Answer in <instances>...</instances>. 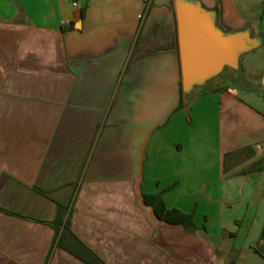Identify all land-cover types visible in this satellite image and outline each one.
<instances>
[{
  "label": "crops",
  "instance_id": "0c3cea01",
  "mask_svg": "<svg viewBox=\"0 0 264 264\" xmlns=\"http://www.w3.org/2000/svg\"><path fill=\"white\" fill-rule=\"evenodd\" d=\"M199 1L240 85L183 90L175 0H0V264H264V0Z\"/></svg>",
  "mask_w": 264,
  "mask_h": 264
},
{
  "label": "water",
  "instance_id": "95a60500",
  "mask_svg": "<svg viewBox=\"0 0 264 264\" xmlns=\"http://www.w3.org/2000/svg\"><path fill=\"white\" fill-rule=\"evenodd\" d=\"M177 44L184 91L225 75L242 83L240 60L263 45L248 32L225 33L199 0H175Z\"/></svg>",
  "mask_w": 264,
  "mask_h": 264
},
{
  "label": "trees",
  "instance_id": "16d2710c",
  "mask_svg": "<svg viewBox=\"0 0 264 264\" xmlns=\"http://www.w3.org/2000/svg\"><path fill=\"white\" fill-rule=\"evenodd\" d=\"M262 96L264 99V91L262 92ZM145 203L150 205L153 208L157 218L164 221L165 223L171 225H182L186 228L193 227L192 217L190 215L184 214L176 209H167L163 200L159 195L145 196ZM60 210L61 209L59 208L56 223H58L59 226L63 224L64 229L67 230L68 220L66 219L64 223L62 222V215ZM261 238L264 239V228L262 230ZM74 240L78 244V246L81 247V249H83L89 254L90 256L89 264H104L95 255H93L90 251H88L81 243H79L75 238ZM59 243H60V239H59Z\"/></svg>",
  "mask_w": 264,
  "mask_h": 264
},
{
  "label": "built area",
  "instance_id": "2783aa9c",
  "mask_svg": "<svg viewBox=\"0 0 264 264\" xmlns=\"http://www.w3.org/2000/svg\"><path fill=\"white\" fill-rule=\"evenodd\" d=\"M69 2L72 8H76L78 6V0H66Z\"/></svg>",
  "mask_w": 264,
  "mask_h": 264
},
{
  "label": "rangeland",
  "instance_id": "374dc122",
  "mask_svg": "<svg viewBox=\"0 0 264 264\" xmlns=\"http://www.w3.org/2000/svg\"><path fill=\"white\" fill-rule=\"evenodd\" d=\"M246 63H247V61H244V63L242 64L243 69H245V67H246Z\"/></svg>",
  "mask_w": 264,
  "mask_h": 264
}]
</instances>
